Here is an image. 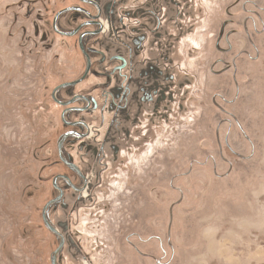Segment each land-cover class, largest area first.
Returning <instances> with one entry per match:
<instances>
[{"label": "rangeland", "instance_id": "1", "mask_svg": "<svg viewBox=\"0 0 264 264\" xmlns=\"http://www.w3.org/2000/svg\"><path fill=\"white\" fill-rule=\"evenodd\" d=\"M192 1L201 18L175 53L192 80L182 110L175 104L144 146L147 127H138L139 143L97 192L108 209L71 200L51 211L68 223L64 234L83 233L93 264L130 261V232L150 236L145 249L156 256L169 240L163 264H264V0ZM70 2L0 0V264H49L57 243L41 219L62 171L52 165L64 127L50 90L77 77L81 59L50 18ZM60 262L82 264L66 249Z\"/></svg>", "mask_w": 264, "mask_h": 264}, {"label": "flooded vegetation", "instance_id": "2", "mask_svg": "<svg viewBox=\"0 0 264 264\" xmlns=\"http://www.w3.org/2000/svg\"><path fill=\"white\" fill-rule=\"evenodd\" d=\"M191 8L188 0H72L52 14V33L74 41L81 71L50 90L52 102L60 107L64 129L52 164L62 171L52 174L53 196L41 210L52 244L57 241L49 264H61L65 249L82 264H93L82 242L83 233L75 230L64 234L60 229L67 230L68 223L55 222L51 211L68 209L71 200L72 207L89 201V205L101 204L108 209L96 202L97 192L108 183L107 172L120 168L116 164L120 163L121 151L129 153L131 146L139 143L135 137L142 123L147 129L140 146L154 140L152 127L169 121L175 104L182 110L180 105L192 80L175 53L182 38L195 32L201 18ZM39 30L37 25L36 35ZM42 37L45 39L46 33ZM221 37L219 33L216 45ZM187 39L195 49L192 42L196 45V41ZM218 49L225 50L221 45ZM69 213L71 217V209ZM128 235L125 249L130 261L120 264H136V259L144 258L152 259L153 264L166 263L163 259L167 258L169 240L166 245L159 242L161 252L156 256L145 249L150 236H137L136 232ZM91 245L96 251L102 250L98 244Z\"/></svg>", "mask_w": 264, "mask_h": 264}]
</instances>
